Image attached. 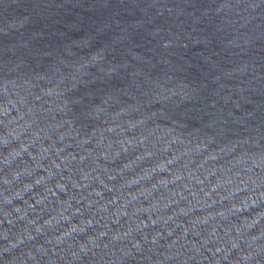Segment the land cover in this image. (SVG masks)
<instances>
[{
  "label": "water",
  "instance_id": "95a60500",
  "mask_svg": "<svg viewBox=\"0 0 264 264\" xmlns=\"http://www.w3.org/2000/svg\"><path fill=\"white\" fill-rule=\"evenodd\" d=\"M0 264H264V0H0Z\"/></svg>",
  "mask_w": 264,
  "mask_h": 264
}]
</instances>
